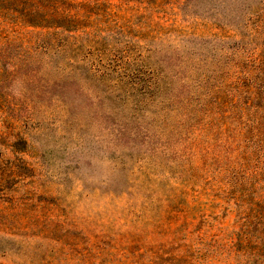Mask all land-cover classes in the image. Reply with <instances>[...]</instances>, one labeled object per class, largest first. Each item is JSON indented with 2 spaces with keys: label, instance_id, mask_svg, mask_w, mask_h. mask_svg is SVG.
Segmentation results:
<instances>
[{
  "label": "rangeland",
  "instance_id": "1",
  "mask_svg": "<svg viewBox=\"0 0 264 264\" xmlns=\"http://www.w3.org/2000/svg\"><path fill=\"white\" fill-rule=\"evenodd\" d=\"M263 15L0 0V264H264L236 120Z\"/></svg>",
  "mask_w": 264,
  "mask_h": 264
},
{
  "label": "trees",
  "instance_id": "2",
  "mask_svg": "<svg viewBox=\"0 0 264 264\" xmlns=\"http://www.w3.org/2000/svg\"><path fill=\"white\" fill-rule=\"evenodd\" d=\"M260 23L264 27V15ZM240 70L238 74L245 78L242 86L246 88L247 100L242 104L241 94L244 93L241 91L240 95L236 94V120H245L237 139L240 145L245 142L247 145L237 148L240 149L239 160L244 164L241 180L252 184L249 194L242 195L241 198L252 196L258 190L257 187L262 186V192L256 198L243 200L254 206L264 204V50L253 60L251 66L241 67ZM238 80L242 82L243 79L239 77ZM259 121L261 128H256L255 125L250 128L251 124Z\"/></svg>",
  "mask_w": 264,
  "mask_h": 264
}]
</instances>
